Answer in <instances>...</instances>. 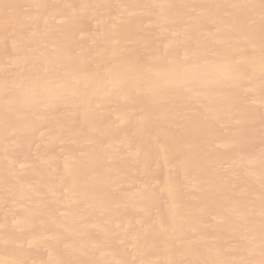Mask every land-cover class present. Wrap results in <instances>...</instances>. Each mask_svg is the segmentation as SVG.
Wrapping results in <instances>:
<instances>
[{
	"label": "bare ground",
	"instance_id": "6f19581e",
	"mask_svg": "<svg viewBox=\"0 0 264 264\" xmlns=\"http://www.w3.org/2000/svg\"><path fill=\"white\" fill-rule=\"evenodd\" d=\"M261 0H0V264H261Z\"/></svg>",
	"mask_w": 264,
	"mask_h": 264
},
{
	"label": "snow or ice",
	"instance_id": "6c2138e0",
	"mask_svg": "<svg viewBox=\"0 0 264 264\" xmlns=\"http://www.w3.org/2000/svg\"><path fill=\"white\" fill-rule=\"evenodd\" d=\"M260 8H261V17L262 19H264V0H261ZM261 264H264V260L261 261Z\"/></svg>",
	"mask_w": 264,
	"mask_h": 264
}]
</instances>
